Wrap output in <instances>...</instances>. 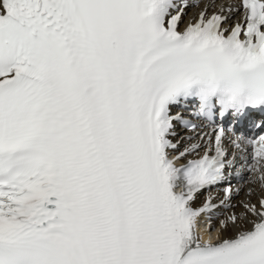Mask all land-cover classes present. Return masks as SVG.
Segmentation results:
<instances>
[{
    "label": "snow or ice",
    "instance_id": "6c2138e0",
    "mask_svg": "<svg viewBox=\"0 0 264 264\" xmlns=\"http://www.w3.org/2000/svg\"><path fill=\"white\" fill-rule=\"evenodd\" d=\"M262 114L264 0H0V264H264V196L193 207Z\"/></svg>",
    "mask_w": 264,
    "mask_h": 264
}]
</instances>
